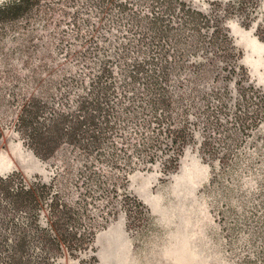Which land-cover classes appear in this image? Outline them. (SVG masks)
<instances>
[{
  "label": "rangeland",
  "instance_id": "1",
  "mask_svg": "<svg viewBox=\"0 0 264 264\" xmlns=\"http://www.w3.org/2000/svg\"><path fill=\"white\" fill-rule=\"evenodd\" d=\"M183 1L215 15L231 2ZM133 3L144 12L146 1ZM242 7L223 22L239 51L240 68L226 79L219 68L202 72L196 81L201 91L191 101L187 96L185 111L179 105L167 110L170 120L185 119L192 135L174 167L164 164L170 147L152 126L146 127L140 109L144 93L138 62L144 50L140 23L129 19L128 10L110 8L100 15L91 0H35L19 17L0 20V175L16 172L26 182H43L65 203L81 198V223L94 227L89 246L74 255L63 252L58 264H169L174 258L170 235L177 226L192 238L193 259L264 264L258 253L264 249V108L249 134L223 139L226 128L233 133L226 120L236 97L235 81L246 79L244 84L264 93V36L254 33L257 24L264 27V0H242ZM102 59L113 73L112 92H125V97L116 96L118 102L131 97L137 108L121 114L116 136L102 143L98 160L67 143L45 159L35 156L16 130L22 106L32 98L41 99L47 112L71 106L86 84L87 69L94 70ZM214 60L220 67L222 58ZM133 66L138 76L125 78ZM177 74L169 76L172 95ZM180 75L188 78L187 71ZM221 101L225 108L219 109ZM149 135L157 140L145 142ZM229 142L222 164L208 155L216 151L219 156ZM147 153L152 162L144 161ZM132 198L140 202L138 207ZM164 223L170 226L162 227Z\"/></svg>",
  "mask_w": 264,
  "mask_h": 264
},
{
  "label": "trees",
  "instance_id": "2",
  "mask_svg": "<svg viewBox=\"0 0 264 264\" xmlns=\"http://www.w3.org/2000/svg\"><path fill=\"white\" fill-rule=\"evenodd\" d=\"M34 1L0 2V20L19 17ZM91 1L100 15L110 8H116L118 13L128 10L129 19L140 23V47L144 50L138 62L144 93L143 100L139 98L144 105L140 109L145 111L146 127L152 126V131L155 129L156 134H161L164 143L170 147V151L163 154L164 164L170 163L174 167L192 135L187 121L170 120L167 110L179 105L180 111H185L187 96H191V101L192 94L201 91L196 81L202 72L208 74L219 68L223 71L221 76L226 79L240 68L236 63L239 51L223 22L228 16L243 11L242 0L225 3L219 15L212 14V10L202 12L183 0H143L146 1L144 12L136 10L134 0ZM250 20H246V24ZM263 28L257 24L254 29L259 39L264 36ZM193 54L198 58L190 61L188 57ZM216 55L222 58V62L218 61L220 67L215 63ZM96 66L92 71L87 69L86 84L74 95L71 106L56 107L47 112L39 98H32L33 102L22 106L17 115L16 130L35 156L45 159L61 143H67L98 160L103 155L102 143L116 136L115 128L121 114L137 108L131 97H126L124 105L118 102V97H125V92H112L113 73L108 60L102 59ZM183 71H187V79L180 75ZM137 72L133 66L125 78L135 79ZM172 72L178 73L174 80L177 90L174 95L169 92L168 86ZM244 83L246 79L235 81L236 97L230 120H226L233 133L226 128L225 142L227 139L234 141L233 136L249 134V127L256 125L264 108V93ZM112 97L117 100L114 102ZM217 107L225 108V103L218 102ZM143 138L145 142L157 140L156 135ZM229 144L225 143L226 150L219 156L216 151L208 155L216 156V161L222 164L227 158ZM152 160L153 155L147 153L144 161ZM81 201L77 198L72 203H65L51 186L36 180L26 182L16 172L0 175V264H58L57 260L63 252L74 255L87 248L94 227L82 225ZM132 202L135 207L140 205L135 198ZM261 234L264 241V231ZM258 253L264 256V249Z\"/></svg>",
  "mask_w": 264,
  "mask_h": 264
},
{
  "label": "clouds",
  "instance_id": "3",
  "mask_svg": "<svg viewBox=\"0 0 264 264\" xmlns=\"http://www.w3.org/2000/svg\"><path fill=\"white\" fill-rule=\"evenodd\" d=\"M169 226L168 223L162 224V227ZM177 228V232L170 235V240L173 241L170 250L174 258L170 260L169 264H212L209 260L200 258L193 259L191 257L189 245L192 238L185 235L181 226H177ZM106 264H112L111 260H108ZM215 264H230V262L227 258L220 257L216 260Z\"/></svg>",
  "mask_w": 264,
  "mask_h": 264
}]
</instances>
